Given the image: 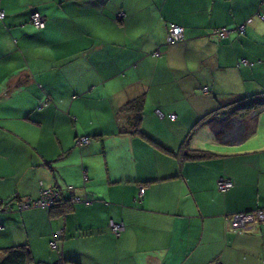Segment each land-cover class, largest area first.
<instances>
[{"label":"crops","instance_id":"crops-1","mask_svg":"<svg viewBox=\"0 0 264 264\" xmlns=\"http://www.w3.org/2000/svg\"><path fill=\"white\" fill-rule=\"evenodd\" d=\"M0 8V247L25 243L33 260L64 264H264V216L245 229L232 222L264 212V104L227 110L264 95V0ZM33 8L41 28L28 21ZM169 22L180 40H165ZM135 96L141 132H120L130 117L120 106ZM194 149L210 154L189 158ZM221 176L232 180L225 190ZM45 186L78 199L17 208Z\"/></svg>","mask_w":264,"mask_h":264},{"label":"built area","instance_id":"built-area-1","mask_svg":"<svg viewBox=\"0 0 264 264\" xmlns=\"http://www.w3.org/2000/svg\"><path fill=\"white\" fill-rule=\"evenodd\" d=\"M122 12H117L115 15L117 18L121 17ZM3 15V10L0 8V17ZM29 21L37 28H41L44 26L45 21H44V16L37 10V9H32L29 12ZM259 17L263 18L264 14L259 13ZM250 18H247V21H249ZM238 29L240 31H243L244 25L240 24L238 26ZM213 32H217L219 34H222L223 32L227 31L225 27H215L212 29ZM182 38V26L175 23V22H169L167 24L166 28V35H165V40L170 42V41H177ZM170 118H174L175 114L174 112H170L168 114ZM88 140V136L82 135L78 136L75 141L78 143L86 142ZM232 184V180L226 177H219L216 180V186L219 190H225L229 188ZM67 189L72 188V184H67ZM144 185L139 184L137 194H136V199L141 200L142 195L144 193ZM60 191L59 189H56L54 187H42L40 188L39 195L35 198H25V199H20L17 202V206L19 208H25L30 205H41L45 207L51 206L54 202H56L60 198ZM70 201H74L78 199L77 196L71 195L69 197ZM264 216V212L261 208H255L252 210H246V211H239L235 212L232 214V222L236 223L237 225L240 226V228H247L248 224H252L254 220L262 219ZM109 226L111 230L113 231L114 234H118L120 229L122 228V223L121 222H115L113 220L109 221ZM61 230H56L53 233V239L50 241L51 246H56V241H55V236L57 235L58 232ZM212 264H221V262L218 259H213Z\"/></svg>","mask_w":264,"mask_h":264},{"label":"trees","instance_id":"trees-1","mask_svg":"<svg viewBox=\"0 0 264 264\" xmlns=\"http://www.w3.org/2000/svg\"><path fill=\"white\" fill-rule=\"evenodd\" d=\"M33 9H35V8H33ZM28 21H29V17H28ZM142 103H143L142 97L141 96H135L133 98L126 100L120 106V108L127 111L129 113V116H130L129 117V126L126 128L123 127L121 129H119L120 132H132V133H134V132L140 133L141 132V130L139 128V121H140L141 114H142ZM263 104H264V95L256 94L254 96L248 97L247 100H242L241 102L236 101V103L234 105H232L230 107L228 106L227 110L239 112V113H245V112H247L253 108H256L260 105H263ZM203 121H204V119L197 120L193 124V128L196 125H199L200 123H202ZM209 154H210V152L207 150L194 149V150H191V152L189 153V158H204V157L208 156ZM54 188L58 189L57 187H54ZM39 191H40V189H39ZM38 195H39V192H38ZM68 201L70 202L69 197L63 199V196L60 195V198L56 202H54L51 206H49V207L42 206V207H45L46 209H50L52 206H54L60 202H66L67 203ZM4 205L6 206L7 204L5 203L2 205V201L0 200V206L5 207ZM36 206H41V205H36ZM17 208L21 209L18 206H17ZM53 233L54 232H52L51 239L49 240V245H50V241L53 239ZM51 247L55 248L56 246H51ZM0 252H1L0 264H64V263H67V261H69V260L65 261V259H63L62 257H59L58 259H56L53 262L33 260L31 258L30 253H29V249L25 243H19V244L0 247ZM70 263L75 264L73 261Z\"/></svg>","mask_w":264,"mask_h":264},{"label":"rangeland","instance_id":"rangeland-1","mask_svg":"<svg viewBox=\"0 0 264 264\" xmlns=\"http://www.w3.org/2000/svg\"><path fill=\"white\" fill-rule=\"evenodd\" d=\"M18 226H19V223H17V222L12 223L10 228H7V233H10V232H14L15 233V231L18 228ZM7 238H8V240H10L11 239V235L9 234ZM0 245H3V244H0ZM0 257H1V252H0Z\"/></svg>","mask_w":264,"mask_h":264}]
</instances>
